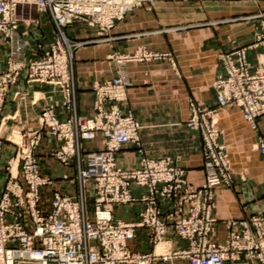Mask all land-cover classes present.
<instances>
[{"label":"built area","instance_id":"1","mask_svg":"<svg viewBox=\"0 0 264 264\" xmlns=\"http://www.w3.org/2000/svg\"><path fill=\"white\" fill-rule=\"evenodd\" d=\"M155 3L156 0H0V36L14 48L5 71L0 72V117L22 73L27 82L57 87L63 107L70 112L67 120L60 121L54 107L48 105L40 114L39 128L29 135L28 147L18 149L14 159H18L17 164L8 163L9 177L0 197V264H154L177 259L188 264H264V216L230 220L224 242L211 239L217 221L214 192L230 187L233 181L226 146L219 143V129L210 121L212 111L191 104L189 126L200 131L203 143L205 178L198 187L188 183L185 169L171 158L141 156L133 170L117 165L116 155L121 149L140 148L141 125L119 107L126 97L127 85L122 76L94 85L92 117L76 114L74 50L83 44L71 41L66 27L80 21L107 35L127 13L145 5L150 10ZM29 9L34 12L31 16ZM40 14L50 16L56 33L46 52L25 63L20 61L23 53L13 33L24 17L37 19ZM256 42L255 47H264V36H258ZM248 49L234 48L220 55L222 73L212 86L217 108L238 109L243 121L257 132L259 120L264 117V60L258 58L251 67ZM169 57L167 53H141L122 60ZM45 134L58 141L50 156L63 167L74 166L77 183L74 196L54 192L48 210L40 206L41 191L53 181L41 173L36 154ZM97 134L103 138V149L85 152L81 142L91 141ZM1 149L0 138V152ZM257 150L264 163V135L258 138ZM133 187L146 193L136 199ZM89 191L92 213L88 211ZM161 198L173 201L169 213H161ZM136 201L144 204L138 221L114 219L113 206ZM139 230L146 232L153 253L132 250L131 243ZM168 233L187 242V248L156 253Z\"/></svg>","mask_w":264,"mask_h":264},{"label":"crops","instance_id":"2","mask_svg":"<svg viewBox=\"0 0 264 264\" xmlns=\"http://www.w3.org/2000/svg\"><path fill=\"white\" fill-rule=\"evenodd\" d=\"M250 14L257 16L245 18ZM262 23L264 1L261 0H159L151 11L137 8L127 13L104 37V42L78 49L73 61L79 117L93 115L95 83L118 76L126 82V97L120 108L123 114L131 115L141 125V145L140 148L126 146L117 153L116 163L124 170L136 169L141 156L171 158L185 169L189 184L200 186L205 178L203 143L199 132L189 126L191 104L214 112L212 118L217 117L221 131L219 143L226 146L233 180L230 187H221L215 192L217 221L211 239L220 244L224 242L229 220L264 215V163L253 148L257 136L264 135V117L259 120L257 133L248 130L238 109L217 108L212 83L222 73L220 54L253 44L254 33ZM54 34V24L46 14H40L36 22L19 24L14 36L23 47L21 61L27 63L46 51ZM66 34L72 40L90 42L103 37L80 21L67 27ZM141 53H168L172 61L118 62L120 57H137ZM9 54V43L0 37V72L6 68ZM247 55L249 64L254 67L257 59L264 56V47L249 49ZM62 100L57 87L29 83L24 73L11 89L0 117V138L4 141L0 152V197L8 179L4 169L6 162L16 152L14 145L4 139L16 132L24 135L34 129L45 104L54 107L58 120H67L70 112L63 107ZM57 146L56 138L45 134L36 150L41 173L53 181L41 191L44 210L50 208L54 192L69 196L77 192L75 167H63L50 156ZM81 146L85 152L101 151L103 138L97 134L95 139L83 141ZM145 193L142 188H132L136 199ZM91 200L92 195L88 201L89 212L93 211ZM158 204L161 213H169L173 201L161 198ZM143 209L144 204L136 201L113 206L112 214L115 220L136 222ZM139 236L147 238L144 230L137 231L135 239ZM165 243L172 251L187 248V242L172 233L165 236L162 245ZM148 248L150 250L143 252L150 253L149 245ZM165 264L188 263L177 259Z\"/></svg>","mask_w":264,"mask_h":264},{"label":"rangeland","instance_id":"3","mask_svg":"<svg viewBox=\"0 0 264 264\" xmlns=\"http://www.w3.org/2000/svg\"><path fill=\"white\" fill-rule=\"evenodd\" d=\"M159 0H156V3L158 2ZM252 1V0H251ZM261 1H264V0H261ZM156 3H155V5H156ZM154 5V6H155ZM248 5V4H247ZM154 6L152 7V9L154 8ZM145 9H146V7H144ZM137 9V8H136ZM151 9V10H152ZM148 10V9H147ZM151 10H149V11H151ZM25 10H23V12H24ZM29 11L30 12H28L29 14L30 13H32V14H34V12H33V10H30L29 9ZM46 15H48V14H46ZM30 16H31V14H30ZM39 16V15H38ZM49 16V15H48ZM257 15H252V14H250V15H247L245 18H249V19H253V18H255ZM50 17V16H49ZM34 17H24L23 18V21H21L19 24H21V23H32V22H36L37 21V19H33ZM38 18V17H37ZM51 19V18H50ZM52 20V19H51ZM53 22V21H52ZM54 24V23H53ZM18 27H19V25H18ZM17 27V28H18ZM55 27V26H54ZM69 27V26H68ZM89 27V26H88ZM89 28H91V27H89ZM259 30H257V31H255V33H254V38H255V41H254V43L253 44H251V45H249V46H246V48H249V49H252V48H254L255 46L254 45H257V42H256V39H257V37L258 36H264V24L262 23V24H260L259 25ZM66 29H67V27H66ZM66 29H65V32H66ZM93 29V28H92ZM17 30V29H16ZM15 30V31H16ZM96 30V29H95ZM97 31V30H96ZM15 33V32H14ZM14 33H13V37L15 38V36H14ZM55 33H56V29H55ZM97 34H99V35H102L103 37H98L97 39H93L92 40V42H90V41H79V40H72V39H70L69 37V39L71 40V41H73V42H81L83 45H81V47L80 48H82V47H84V46H87V45H89V44H93V43H102V42H104L105 41V38L107 37V35L109 34H107V35H105V34H100L98 31H97ZM54 36H55V34H54ZM68 36V35H67ZM1 38H2V40L4 41V42H8L9 43V45H10V53H11V49H14V48H12V45H11V43L7 40V41H5L4 39H3V37L2 36H0ZM105 37V38H104ZM16 39V38H15ZM52 43V42H51ZM50 43V44H51ZM50 44L48 45V48L46 49V51L49 49V46H50ZM18 45L20 46V48H21V53L23 52V47H22V45L18 42ZM259 47V46H258ZM80 48H78V49H80ZM240 48H242V47H240ZM78 49H76V50H74V52H76ZM248 49V50H249ZM232 50V49H231ZM46 51H44V52H46ZM44 52H42V53H44ZM226 52V51H225ZM41 53V54H42ZM224 53V52H223ZM247 53H248V51H247ZM168 54V53H167ZM222 54V53H221ZM220 54V55H221ZM40 55V54H39ZM9 56H10V54H9ZM74 56H75V53H74ZM220 57V56H219ZM9 58V57H8ZM124 57H120V58H118V62H120V61H122V59H123ZM220 59V58H219ZM263 60H264V58H262ZM164 60H170V61H172V57L170 56L168 59H164ZM7 61H8V59H7ZM21 61V60H20ZM6 67H7V62H6ZM6 69V68H5ZM5 69H4V71H5ZM112 79H114V78H112ZM109 80H111V79H109ZM106 81H108V80H106ZM105 82V81H104ZM29 83H31V82H29ZM100 83H103V82H99L98 84H100ZM45 84V83H44ZM95 84H97V83H95ZM16 85V84H15ZM48 85H50V84H48ZM212 85H213V83H212ZM14 87V86H13ZM213 87V86H212ZM59 90V89H58ZM93 92H94V90H93ZM61 93V92H60ZM216 93V92H215ZM9 97V96H8ZM8 99V98H7ZM6 99V100H7ZM48 105H50V104H45L43 107H42V109H41V111H40V114H41V112L48 106ZM193 105L194 106H196L197 108H199V109H207V108H205V107H202V106H200V105H195L194 103H193ZM216 106H217V104H216ZM119 107H120V105H119ZM4 109V108H3ZM121 109V108H120ZM218 109H224V108H218ZM209 110V109H208ZM122 111V110H121ZM211 111V110H210ZM94 112V111H93ZM123 112V111H122ZM2 113H3V111H2ZM2 113H1V115H2ZM213 111H212V115H213ZM40 114L38 115V118H37V126L34 128V129H32V130H30V131H27V132H25V134L23 135V134H20L19 132H16L13 136H11V137H9V138H6V139H4L5 141H7V143H9V144H11L12 146L14 145V147L16 148V152H15V154H14V156L13 157H10L8 160H7V162H6V166H5V171H6V173H7V167H8V163H9V161H12V164L13 165H16L17 164V162H18V159L17 160H14V159H16V155H18V149H20V150H25L26 149V147H28V145L30 144V138H29V135L31 134V133H33L35 130H37L38 128H39V126H40V121H39V117H40ZM191 114H192V111H191ZM125 115H129V114H125ZM212 115H211V117H210V121L212 122V123H214V125L215 126H217V128L219 129V132H220V135H221V131H220V128H219V126H218V122H217V117H215V119L213 120V118H212ZM192 116L193 115H191V118H192ZM191 120V119H190ZM190 122V121H189ZM246 125H247V127H248V130H250V131H252L250 128H249V126H248V124L246 123ZM259 131V130H258ZM257 131V132H258ZM198 132H200V131H198ZM252 132H254V131H252ZM256 132V133H257ZM200 134V133H199ZM220 135H219V137H220ZM263 135V134H262ZM262 135H259V136H257V142H258V138L260 137V136H262ZM201 136V135H200ZM41 141H42V139H41ZM41 141H40V143H41ZM4 141L2 140V147L4 146V143H3ZM83 142V141H82ZM82 142H81V145H82ZM139 142H140V138H139ZM256 142V143H257ZM40 143H39V145H40ZM38 145V146H39ZM141 145V144H140ZM103 146H104V142H103ZM38 148V147H37ZM253 148H255L256 149V151L258 152V150H257V144H256V147L255 146H253ZM2 150V149H1ZM92 152H95V151H92ZM97 152V151H96ZM230 162V161H229ZM231 165V164H230ZM17 169V168H16ZM15 168L13 169V172L15 173L17 170H16ZM231 172V171H230ZM8 175V174H7ZM9 177V176H8ZM232 177V176H231ZM7 182V181H6ZM203 183V182H202ZM5 187V186H4ZM90 187H91V185H89L88 186V188L90 189ZM198 187V186H197ZM221 188V187H220ZM225 188H228V187H225ZM218 189V188H217ZM216 189V190H217ZM216 190H215V192H216ZM215 192H214V201H215ZM88 203V202H87ZM215 204H216V201H215ZM40 206H41V208L43 209V206H42V203L40 202ZM92 208H93V203H92ZM215 209H216V207H215ZM93 212V211H92ZM92 212H90V213H92ZM140 215V214H139ZM214 215H215V210H214ZM261 216H264V215H261ZM251 217V216H250ZM233 220V219H232ZM230 221V220H229ZM216 224V223H215ZM215 227V226H214ZM213 231H214V229H213ZM226 232H227V229H226ZM213 233V232H212ZM135 240H136V243H135ZM147 240V238L146 237H143V236H139V238L138 239H135L134 238V241L131 243V248H132V250L133 251H135V252H138V253H146V252H143V251H148V250H150L149 248H148V245L151 247V251H150V253H153L154 252V247L153 246H151L150 245V243L148 242V240ZM147 242H148V244H147ZM163 243V242H162ZM162 243H160L158 246H160V245H162ZM166 244V243H165ZM158 246L156 247V253H157V248H158ZM165 246H167L168 247V245L166 244ZM166 249V251L164 252V253H160V254H166V253H168V250H167V248H165ZM159 254V253H158ZM173 261V260H172ZM169 262H171V261H167V262H155L154 264H165V263H169Z\"/></svg>","mask_w":264,"mask_h":264},{"label":"bare ground","instance_id":"4","mask_svg":"<svg viewBox=\"0 0 264 264\" xmlns=\"http://www.w3.org/2000/svg\"><path fill=\"white\" fill-rule=\"evenodd\" d=\"M220 58V57H219ZM164 240V239H163ZM163 242V241H162ZM167 250H169V247L167 248ZM166 251V249H165V246L164 245H160V246H158V248H157V253H164Z\"/></svg>","mask_w":264,"mask_h":264}]
</instances>
